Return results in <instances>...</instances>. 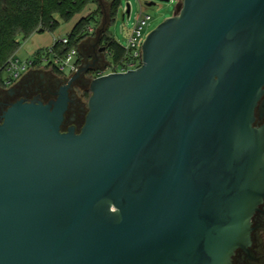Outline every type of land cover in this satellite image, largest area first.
I'll list each match as a JSON object with an SVG mask.
<instances>
[{"label":"water","instance_id":"water-1","mask_svg":"<svg viewBox=\"0 0 264 264\" xmlns=\"http://www.w3.org/2000/svg\"><path fill=\"white\" fill-rule=\"evenodd\" d=\"M84 71L0 115V264H231L264 200V0H181L62 130Z\"/></svg>","mask_w":264,"mask_h":264},{"label":"trees","instance_id":"trees-1","mask_svg":"<svg viewBox=\"0 0 264 264\" xmlns=\"http://www.w3.org/2000/svg\"><path fill=\"white\" fill-rule=\"evenodd\" d=\"M102 1L108 5V24L101 34V39L105 43V52L111 59L109 64L113 66L118 64L125 58L126 51L124 46L116 42L108 33V25L114 21L119 12H122L123 0H0V73L7 61L15 57L22 42L33 33L44 31L53 33L59 21L67 22L75 14L80 13L88 3L97 2L99 5L96 13L80 18L66 35V43L54 40L49 47L38 50L32 65L40 64L43 56L49 60L54 55L63 57L71 48H75L78 55L80 42L92 34L88 27L94 28L98 22L96 15H99ZM48 63L53 65L51 61ZM75 63L80 64L79 56ZM56 68L59 71V68ZM89 94L87 90L84 96L88 97Z\"/></svg>","mask_w":264,"mask_h":264},{"label":"flooded vegetation","instance_id":"flooded-vegetation-1","mask_svg":"<svg viewBox=\"0 0 264 264\" xmlns=\"http://www.w3.org/2000/svg\"><path fill=\"white\" fill-rule=\"evenodd\" d=\"M152 4L155 0H150ZM105 43L98 36L94 40H87L78 52L80 64L78 67L86 68L80 77L74 80L68 88L70 101L64 113L62 130L73 125L78 132L85 116L86 106L82 100L86 91L87 76H94L99 72L105 61ZM65 72L48 62L29 67L16 80L7 87L0 89V115L8 103L16 99H32L39 96L44 102L54 99L59 87L67 83ZM69 72L67 75H72ZM254 128H262L264 140V92L254 108ZM231 264H264V200L258 205L251 217L250 242L246 247L235 249Z\"/></svg>","mask_w":264,"mask_h":264},{"label":"rangeland","instance_id":"rangeland-1","mask_svg":"<svg viewBox=\"0 0 264 264\" xmlns=\"http://www.w3.org/2000/svg\"><path fill=\"white\" fill-rule=\"evenodd\" d=\"M148 1L150 0H123L124 5L125 3H128L130 6L129 14L122 17V12H119L117 17L114 19V21L108 25V33L120 45L125 46L127 44V38L129 37L131 28L133 27L138 14L140 13L149 14L151 17V19L149 20L144 30V38H145V36L149 33V31H151L154 27H156L165 18L170 17L175 11L176 4L181 2V0H169L168 2L156 1V4L154 5H147L146 3ZM90 4H91V8H89L87 11H84L85 12L84 17H86L89 14L96 13V10L98 9L99 4L97 2H90L86 6L88 7V5ZM107 13H108V5L106 2L102 1L101 10L99 12V15L98 16L96 15L98 22H96V25L94 26V28L88 27V30L89 28H91V30L89 31L92 32V34L85 37L80 42L78 46V50L80 52L83 46L82 43L86 42L87 40H94L97 36L101 37V34L106 29L107 24H108ZM55 17L57 18V16ZM70 20L67 22L59 21V25L57 26L55 31L61 34H67L66 32L69 29ZM104 54H105V61H104L105 63L100 69L104 68L106 63H109L111 61L107 53L104 52ZM15 55L17 56L19 61H27L26 58H28V55L26 54L25 50H22L20 48L15 53ZM75 60L76 58H73L71 60V63H74ZM64 72L69 73V66H65ZM104 72L108 73V70ZM6 74H7L6 72H3L2 77H5ZM92 77L93 76L86 77L87 78L86 91L88 90V82ZM1 88L3 87L0 85V89ZM87 98H88L87 96H83L82 98L85 106H86Z\"/></svg>","mask_w":264,"mask_h":264},{"label":"built area","instance_id":"built-area-1","mask_svg":"<svg viewBox=\"0 0 264 264\" xmlns=\"http://www.w3.org/2000/svg\"><path fill=\"white\" fill-rule=\"evenodd\" d=\"M124 12L125 6L123 5L122 13ZM150 19L151 17L149 14L140 13L137 15L136 21L133 27L131 28L129 37L127 38V44L124 46L126 51L125 58L114 66L109 63H106L105 67L100 69L95 76L107 73L104 72L106 70H108V72L126 71L128 69H132L140 65L141 45L144 40V30ZM89 30H91V28H89ZM54 40L60 41L62 43L67 42L66 36L56 38ZM76 56L77 50L75 48H71L63 57L54 55L49 60L46 56H43L41 58V62L46 63L51 61L52 64L58 67L61 71H64L65 66H69V72H74L77 69L78 65H76L75 62L71 63V60L73 58H76ZM31 66L32 62L29 60L19 61L17 57L10 58L7 61L3 71L0 73V85L2 87H7ZM3 72L7 73L5 77H2Z\"/></svg>","mask_w":264,"mask_h":264},{"label":"crops","instance_id":"crops-1","mask_svg":"<svg viewBox=\"0 0 264 264\" xmlns=\"http://www.w3.org/2000/svg\"><path fill=\"white\" fill-rule=\"evenodd\" d=\"M89 8H91V4L88 5V7L86 6L82 12L78 13V14H75L71 20H70V23H69V29L68 31L66 32L67 34L71 31V29L73 28V26L77 23V21L84 17L85 16V12L84 11H87ZM67 34H61V33H58V32H53V33H50V32H47V31H44L42 33H33L31 36H29L26 40H24L20 46V48L22 50H25L26 51V54L28 55V58H26L27 60L29 61H33L34 59V55L35 53L40 50V49H45L47 47H49L50 45H52V43L54 42V39L56 38H60V37H64L66 36ZM84 43H82L83 45ZM15 57H17L15 55ZM77 58V56H76ZM25 59V60H26ZM42 63V62H41ZM40 63V64H41ZM33 66V65H32Z\"/></svg>","mask_w":264,"mask_h":264}]
</instances>
